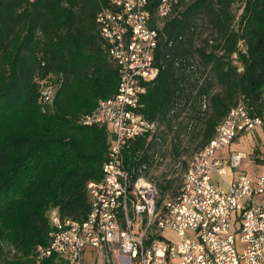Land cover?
<instances>
[{
  "label": "trees",
  "instance_id": "trees-1",
  "mask_svg": "<svg viewBox=\"0 0 264 264\" xmlns=\"http://www.w3.org/2000/svg\"><path fill=\"white\" fill-rule=\"evenodd\" d=\"M149 1L152 9L159 2ZM236 3L244 4L238 27ZM109 6V0H0V264H36V246L50 242V208L78 220L91 210L87 185L102 176L110 131L78 120L119 85V66L97 23ZM206 16L216 34L199 42L198 19ZM162 33L160 72L142 96V112L159 130L126 152L131 166L147 165L160 204L177 194L188 159L240 99L264 118V0H178ZM50 72H62L64 80L44 111L35 78ZM178 162L176 185L169 174ZM42 264L68 262L52 255Z\"/></svg>",
  "mask_w": 264,
  "mask_h": 264
},
{
  "label": "built area",
  "instance_id": "built-area-1",
  "mask_svg": "<svg viewBox=\"0 0 264 264\" xmlns=\"http://www.w3.org/2000/svg\"><path fill=\"white\" fill-rule=\"evenodd\" d=\"M109 3L97 23L109 57L119 66V85L78 120L109 128L102 176L88 182L91 210L85 219H63L52 211L50 242L36 246L34 262L56 255L68 264H86L88 254L94 264L97 258L103 264H264V169L255 175L243 170L264 166V148L217 157L241 133L264 128V118L252 115L240 99L204 149L188 159L177 194L160 204L147 165L131 166L126 152L138 138L151 139L159 130L142 112V96L159 75L157 50L178 0H159L154 9L149 0ZM63 80L62 72L36 76L44 111L53 106ZM230 171L237 176L228 182ZM221 180L228 182L226 188Z\"/></svg>",
  "mask_w": 264,
  "mask_h": 264
},
{
  "label": "rangeland",
  "instance_id": "rangeland-1",
  "mask_svg": "<svg viewBox=\"0 0 264 264\" xmlns=\"http://www.w3.org/2000/svg\"><path fill=\"white\" fill-rule=\"evenodd\" d=\"M241 8L242 5L241 3H236L233 6V12L236 15V27H238V20H239V15L241 12ZM198 31L201 33L202 35V39L199 42H202L203 38H205L206 36H210V35H214L216 34L215 32V28L213 26V24L209 21L208 17H204V18H199L198 19ZM240 47L243 48L244 46L242 44H240ZM194 124V122H193ZM256 147H260V148H264V129H260L257 132L256 130L250 131V132H246V133H241L234 141L233 143L226 147L225 150L223 152H218L217 153V157H221V158H228L230 156V154L232 153V150H230V148H234V151H242V152H246V153H251ZM233 151V152H234ZM191 154H185V157L189 158L191 156ZM176 171L169 174L170 177L175 178V184H179V179L182 175L183 172V168L182 165L178 162L175 166ZM249 173L253 174L252 170L254 171V169H256V167L254 165H249L247 167ZM261 170L263 168H260ZM214 181H217L215 178H213ZM56 209L55 207H52L48 210L47 215L49 217L50 220V216L52 211ZM169 236L171 238H176V236L173 233H169ZM88 256V254H87ZM86 256V257H87ZM86 264H94V257L92 255H90V257L87 258V261H85ZM96 264H103L102 260L97 258V262Z\"/></svg>",
  "mask_w": 264,
  "mask_h": 264
},
{
  "label": "crops",
  "instance_id": "crops-1",
  "mask_svg": "<svg viewBox=\"0 0 264 264\" xmlns=\"http://www.w3.org/2000/svg\"><path fill=\"white\" fill-rule=\"evenodd\" d=\"M263 129H264V128H262V130H263ZM256 131L258 132L259 129H257ZM258 149L261 150V149H263V148L256 147L254 150H258ZM224 150H225V149H224ZM224 150H222L221 152H223ZM230 150H232V152H233L235 149H234V148H230ZM254 150H253V151H254ZM248 166H249V165H245L244 168H243V170L248 171V169H247ZM260 168H263V169H264V166L259 165L258 167H256V169H254V171L252 170V172H253L252 175H255V174H257L258 172H261L263 169L261 170ZM248 172H249V171H248ZM236 176H237V175H236V172H232V171H230L229 174L226 175L227 181H228V182L233 181V180L236 178ZM228 182H226L225 180H221L220 185H221L223 188H226V187L228 186ZM261 200L264 201V195L261 196ZM88 257H90V255H88L87 258H88ZM86 261H87V259H86Z\"/></svg>",
  "mask_w": 264,
  "mask_h": 264
}]
</instances>
